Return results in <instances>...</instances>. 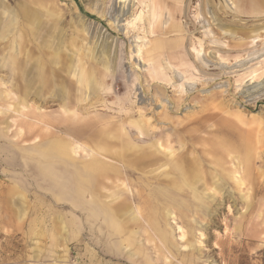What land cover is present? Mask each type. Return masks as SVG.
<instances>
[{"label":"rangeland","instance_id":"1","mask_svg":"<svg viewBox=\"0 0 264 264\" xmlns=\"http://www.w3.org/2000/svg\"><path fill=\"white\" fill-rule=\"evenodd\" d=\"M139 1L142 5L131 4L129 13L120 18L133 20L122 34L111 22L114 13L122 11L114 0H52L49 7L29 0H0V95L12 76L17 75L19 81L9 86L12 110H7L8 102L0 97V264H264V0H232L234 11L228 9V0ZM93 9L102 12L103 17L96 16ZM167 10L178 33L163 35ZM45 29L62 32L66 53L74 51L84 56L82 78L87 64L100 69L102 92L92 94L77 111L85 116L102 114L106 128L96 125L87 134L108 130L107 137L114 142L111 145L107 141L94 142L85 135L70 140L61 134V127H52L53 131L42 125L44 133L63 136L56 156L46 148L43 157L30 152L42 138L37 130L22 143L24 118L39 125L48 122V114L55 117L59 109L58 101L45 99L37 82L23 99V70L28 73L32 66L37 67L36 71L44 69ZM98 36L111 51L109 57H104L107 69L102 68L101 59L99 63L89 61L83 51L85 43L94 46ZM131 37L150 44L143 50L159 42H172L178 60L185 62L181 72L188 76L187 82L196 81L197 88L189 89L187 94L179 91L182 86L170 88L174 80L169 77L159 81L161 88L155 85L156 80L136 71L137 66H146L133 57ZM242 38H255L256 43L249 46ZM196 52L208 65L195 58ZM153 57L151 63L156 68L165 67L164 55ZM13 62L15 73L11 71ZM69 64L66 61L65 65ZM247 81L254 83L249 85ZM78 89L84 92L86 86ZM162 90L165 96L160 95ZM161 97L169 103L170 122L163 119ZM180 97L183 100L178 102ZM20 106L25 109L20 110ZM202 108L205 112L198 115ZM130 113L142 114L156 130L147 131V136L135 133L138 131L130 124ZM211 113L217 119L206 120L195 135L205 141L204 147H192L191 139H187L184 152L187 156L193 149L207 152L208 156H201L206 161V183L210 184L213 174H217L225 186L215 196L216 204H207L203 215L187 221V225L169 216L167 198L174 194L186 207L195 203L194 198L178 191L179 185L169 183L163 169L166 165L157 161L162 159L159 154H155V161L148 162L145 153L155 151L148 150V146L168 134L172 138L170 146L179 157L183 151L175 135L178 127L172 122ZM220 120L230 121L240 132L236 145L242 156L245 140L251 135L250 185L246 189L241 186L242 192L228 181L224 171L211 164L212 155L220 154L210 146ZM35 137L36 142L31 141ZM19 147L30 162L23 164L22 153H15ZM91 161L119 171L120 177L110 184L103 177L97 186L89 187L91 177L82 171ZM124 180L127 183H122ZM154 189L160 196L152 199ZM93 191L95 203L90 205ZM84 201L88 202L87 209L81 203ZM136 211H149L153 225L139 218ZM180 212L186 217V210L180 208Z\"/></svg>","mask_w":264,"mask_h":264},{"label":"bare ground","instance_id":"2","mask_svg":"<svg viewBox=\"0 0 264 264\" xmlns=\"http://www.w3.org/2000/svg\"><path fill=\"white\" fill-rule=\"evenodd\" d=\"M29 1L34 4L36 3L42 4L44 7H49L52 5V0H39V1L29 0ZM228 1L230 3V4L227 3V5L229 4L228 9L234 11L233 7L235 6L233 4V1L232 0H228ZM114 2L118 4V8L120 9L122 8L121 9L122 11L120 13L119 12L114 13L113 19L111 20V22L121 32L123 31L122 32L123 34L124 30H126V27L128 28L132 25L133 20L126 21V20H121L120 18H124V16L129 13L128 11H129V7L131 4L137 5L140 3V5H142V2H140L139 0H114ZM146 8H148V5H146ZM167 11H168L167 12L168 15H167L166 22L164 24L165 27L163 28L164 30L163 35L178 33L177 29H175V27L171 25L173 21L172 14L170 13L169 10ZM94 12L97 13L96 16L103 17V13L100 12L99 10L97 11L94 10ZM254 12H260V11L259 9H255ZM77 16L81 21L83 20V18L80 17L79 14H77ZM114 16H116V18H114ZM86 28H87V25H86ZM44 32H45V36L43 37L44 38V41H43L44 48L42 52V54L46 56L44 67H43L44 69L43 71H36L37 67L32 66L30 69V72L32 73V71L35 70L33 72V75L29 74L30 73L29 71L27 73L25 72V70H23V72L21 73V77L25 76V79L23 78H22L23 80L20 79L23 83V90H24L23 99H25V97H27V95L30 94V92L32 91L31 89L33 88L32 86L35 84V82H37L40 85L39 88L42 91V94H44V97L46 100L53 101L55 99L56 101H58L59 109L55 115V121L61 127L62 135H64L66 138H69L70 140L75 139V137L79 138L85 135L84 136L85 138L91 139L94 142L100 143L101 141L102 142L107 141L109 145H111V143H114V142H113V139H110L107 137V134L110 133L108 130L98 131V132L93 131L90 134H87L96 125H99L102 128H106L108 124H105V123L102 124L103 122L102 118H104L103 115L99 113H94V115L86 114L87 116H85V115L78 113L77 111V107L80 106L81 103H85L87 99L90 96H92V94H97V93L102 92V89L104 88V81H103V75L100 73V69H98L95 64L93 65L87 64L86 71L84 72L85 73L84 78H82L81 75L85 67L84 58H83L84 56L74 51L73 52L69 51L67 53L64 51V48H63L64 47V40H63L64 36L60 30L51 31V29H45ZM86 33L85 34L87 36L88 32ZM224 33L227 34L226 32ZM209 34L210 33H208V37H209ZM71 35H74V33H71ZM71 38L73 37L71 36ZM132 38L133 37H131V39ZM98 39H99V36L97 38V42H95V45L92 47L89 45V42L85 43V48L83 51L85 53L86 58L89 61L99 63V59H101L100 63H101L102 68L107 69L108 62L104 61V57L105 55L107 56L108 54L110 55L111 51H109V48L106 46L107 44L105 45L103 43V40L99 41ZM144 40L145 39H142L140 37H134L133 40L131 41V44L134 47V50H132L133 57H138L139 59H137V63L143 62L145 63V64L142 63L143 67L146 66V69H141V67L137 66L136 71H139L141 74L142 73L147 74V77L149 79L156 80L155 85L161 86V88H163V84H160L159 81L164 82L166 78L168 77L174 80V83L170 84V88L178 89L180 86H182L183 88H180L179 91L182 90L186 94L190 91L189 89L193 87L195 89L197 88V82L196 81L187 82V80H189L188 76L184 74L183 72H181L180 69H182L185 66V62L183 60H178V56L175 54L176 47L172 42H167V41L162 42V43L159 42V43L153 44L154 47L152 49L143 50V48L150 45V44H147V42ZM242 40L245 41V43L249 44V46L256 43L255 38L250 39V40L248 39L244 40V38H242ZM71 46L75 48L74 44H71ZM77 51H79V48L77 49ZM154 54L156 56L157 55L159 56V54L165 56V62H164L165 67H163L162 69L156 68L151 63L154 61V57H153ZM142 55H146L147 58L143 59ZM195 58L198 61H201V63L204 61V60L202 61L198 52H196ZM66 61L70 62V64L65 65ZM173 62H175L176 65L173 64ZM10 65L12 67L11 68L12 73H15V69H14L15 63L10 64ZM64 65H65V68L63 67ZM112 69H114V67ZM61 71L63 73H59ZM167 72H169V74L165 76ZM136 80L137 82H139V79L136 78ZM16 81L19 82L17 75L16 77L12 76L11 81L8 82V84H4V87H6L5 92H3L4 96L2 94L0 95V97H4L3 99L6 102H8V105H9V107L7 108L8 111L12 110V103H14L13 96H12L13 94H12V90L10 89V87L12 88L13 82H16ZM253 83H254L253 81L248 82L249 85H252ZM77 85L83 86V87L86 86L85 91L81 92L78 89ZM186 86L188 87V89ZM161 92L163 94H160V95L162 96L166 95L163 90ZM181 100L183 99H181L180 97L178 99V102H180ZM159 101H160L159 107L161 108L163 119L166 121L169 120L170 122L171 120H170L168 112L171 109H170L168 101H166L164 97H161ZM19 109L24 110L25 108L20 106ZM204 112H205V109L202 108L197 114L201 115ZM223 113L228 116V113H225V112ZM47 117L51 119V116L49 114L47 115ZM208 119H217V118L215 114L211 113L206 116H199V118L195 116H192V117L185 116L184 118L182 117V119L178 121L172 122L173 124H176V126L178 127V130H176L177 133L175 135L177 137L178 144L183 151L179 157L175 155L173 149L170 146V139L172 138H171V135L169 136L168 134L165 135V139L160 140V138H156L150 144V146H148V150L154 149L155 151L153 152L150 151V152L145 153V157H147L148 162L152 160L155 161L156 160L155 154H159L162 157V159L157 158V161H161L162 166L166 165V167L163 169L166 172L165 175L169 178V181H170L169 183H172L174 186L176 184L177 186L179 185L178 191L185 192L189 194L192 198H194L193 201L195 203L187 204V207H186L185 202L180 200L174 194H172L171 197L167 198V199H170L169 200V208H170L169 216H171V218H173L174 220H177L178 218L181 223L183 224L185 223L187 225H189L188 224L190 222L189 220L196 221L195 218L197 216L201 214L203 215L202 210L206 208L207 204L208 205H210L211 203L216 204L215 196L218 195V191H222V189L225 186L224 181L219 176H217V174H213V176L211 177L210 184L206 183V174L203 171V167L206 161L203 160L201 156L202 154L207 155V152L202 151L198 153L197 151H194L195 149H193L191 150L188 156L186 154L187 151L184 152V147L187 144V139L188 140L191 139L190 142L192 143V147L198 146V145H201L202 147H204L203 143L205 141L203 142L199 137H196L195 135H196V132L198 131L197 129L204 128L205 121ZM236 119L240 121V123L242 122L237 117ZM218 123H219V127H216L214 129V132L216 134L213 136V139L210 142V146H212V149H213L212 151H215L216 149L220 150V154L212 155L211 164L215 165L214 169L217 168L220 171H224L226 173V178L228 179V181L231 182L236 187L238 192H242V190L240 189L241 186L244 185V189H246L250 185L249 172H250V167L253 161V157L251 155V149L253 147L252 141H251V135L249 134V136L245 140V143H244L245 146L243 150L244 154L242 156V154L240 155L238 153V150H237L238 145H236L237 144L236 141H238L240 138V135H239L240 132L236 128H234L233 124L228 120H220L218 121ZM130 124L138 131L135 133H139L145 136H147V133H146L147 131L153 132V130H156V127L155 126L152 127L151 124L149 123V119H145L142 116V114L130 113ZM143 127H145L146 130H144ZM104 132H106V135L102 136ZM240 171H242V175L240 174ZM82 172L86 173L87 176L90 175L91 180H89V187L91 188H94L95 186H97V183L101 182L103 177H106V180L109 182V184L113 183V181L117 177H120L119 171L114 170V169L112 170L111 167L110 168L102 167L100 166L99 163H95L93 161L88 162V165H86V167L83 169ZM128 179L126 177L127 181ZM126 180H124L122 183H125ZM204 193H208L209 195L213 197H209V196L204 197L205 195ZM152 195H154L152 199H155L158 196H160L159 190L154 189ZM95 197H96L95 192L94 191L91 192L90 198H89L90 205L95 203L93 202L95 201ZM228 198L229 200L231 199L230 197ZM245 200L246 201L248 200V196L245 197ZM81 203L84 206L83 208L87 209L86 206L88 205V202L84 201ZM150 204L151 203H149V205ZM151 206H154V205L151 204ZM180 208L182 211L184 210L187 211L186 217L183 215L184 212L183 213L180 212ZM133 214L135 215L134 212ZM145 214L144 213L138 214V211H136V215L139 218H141L142 216L143 219L145 218L146 220L149 221L151 225H153L151 223L153 222V219H152L150 212L149 211L145 212ZM212 226H213V223H212ZM177 227L180 231L182 230L180 226H177Z\"/></svg>","mask_w":264,"mask_h":264},{"label":"crops","instance_id":"3","mask_svg":"<svg viewBox=\"0 0 264 264\" xmlns=\"http://www.w3.org/2000/svg\"><path fill=\"white\" fill-rule=\"evenodd\" d=\"M24 119L25 120L23 122L25 124H24L23 130H22V143H25L26 141L30 140L29 138H31V137H29V136L31 135V133H34V130H37L41 133L42 138L39 139L40 141L37 142V144L31 149L30 152L36 154L37 157H43L44 152H45L44 148H46V149L53 150V155L56 156L57 152H59V151H57V148H59L62 145L63 136L58 135L57 133H55V134L44 133V131H42L43 128L41 127V125H42V126L46 127L47 129H50V130H53L52 127L58 128L59 124L56 123L55 117L51 116V119L48 118V122L43 121V122H40L39 125L34 124L35 122H33L31 119L30 120L28 118H24ZM35 119H37V118H35ZM53 131H56V130H53ZM36 140H37L36 137L34 139H31V141H33V142H36ZM49 145H51V146L48 148ZM21 148H22V146H21ZM21 148L19 147L18 149H20V150L18 152H15V153L16 154H19V152L22 153V150H24V149H21ZM25 152H27V150ZM23 154L24 153H22L23 164L26 163L27 161L30 162V158L24 156ZM37 157H35L34 159L37 160ZM55 195L57 196V193H55Z\"/></svg>","mask_w":264,"mask_h":264}]
</instances>
